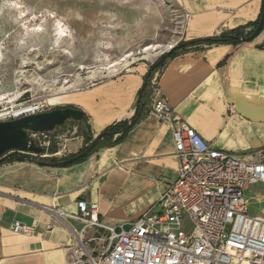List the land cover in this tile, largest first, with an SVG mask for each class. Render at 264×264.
Listing matches in <instances>:
<instances>
[{"label":"crops","instance_id":"obj_1","mask_svg":"<svg viewBox=\"0 0 264 264\" xmlns=\"http://www.w3.org/2000/svg\"><path fill=\"white\" fill-rule=\"evenodd\" d=\"M176 1L189 15L185 41L245 26L263 7V0ZM146 74L129 71L75 94L72 106L88 116L94 137L134 116ZM153 79L157 91L148 92L145 115L118 144L66 167L31 159L0 164V264H66L69 226L83 224L66 217L64 225L43 205L76 213L79 200L95 202L101 219L114 225L133 221L158 201L177 178L179 162L171 124L151 112L157 99L215 148L264 160V32L238 45H202L167 61ZM15 222L34 230L16 233Z\"/></svg>","mask_w":264,"mask_h":264},{"label":"rangeland","instance_id":"obj_2","mask_svg":"<svg viewBox=\"0 0 264 264\" xmlns=\"http://www.w3.org/2000/svg\"><path fill=\"white\" fill-rule=\"evenodd\" d=\"M185 20L176 0H0V97L7 96L0 108L44 100L50 103L46 111L64 108L74 105L75 94L105 80L147 73L187 42ZM149 91H157L154 79ZM90 135L89 122L68 121L42 136L44 152L29 159H70L92 144ZM48 143L56 152H47ZM14 158L9 154L3 163ZM248 194L251 214H264V185Z\"/></svg>","mask_w":264,"mask_h":264},{"label":"built area","instance_id":"obj_3","mask_svg":"<svg viewBox=\"0 0 264 264\" xmlns=\"http://www.w3.org/2000/svg\"><path fill=\"white\" fill-rule=\"evenodd\" d=\"M36 106L29 114L48 107L42 101ZM9 109L0 108V122L24 116H12ZM151 112L173 128L177 178L129 223H105L99 205L87 200L77 202L76 213L43 205L64 225L66 217L83 224L80 230L69 226L72 243L66 248V264H264V214H251L248 194L264 185V160L248 161L215 148L166 100H155ZM45 134L30 135L42 147ZM33 230L20 222L13 225L16 233Z\"/></svg>","mask_w":264,"mask_h":264},{"label":"water","instance_id":"obj_4","mask_svg":"<svg viewBox=\"0 0 264 264\" xmlns=\"http://www.w3.org/2000/svg\"><path fill=\"white\" fill-rule=\"evenodd\" d=\"M264 26V10L262 12L259 25L252 35L248 37H239L242 42L254 40L262 31ZM173 48L167 51L165 55L155 64L156 68L163 66L169 56L172 54ZM147 86L145 81L142 90ZM85 116L83 110L76 107L56 108L50 111L40 112L36 114H28L22 117L0 122V161L10 152L19 151L24 153L42 154L43 147L37 145L31 137V133H49L57 127L64 125L66 122L73 120L76 122L82 121ZM96 145L93 141L90 146L83 152L73 158L60 162L39 161V164L49 167H63L66 164L72 163L79 158H83L90 154ZM27 156L21 155L18 161H26Z\"/></svg>","mask_w":264,"mask_h":264},{"label":"trees","instance_id":"obj_5","mask_svg":"<svg viewBox=\"0 0 264 264\" xmlns=\"http://www.w3.org/2000/svg\"><path fill=\"white\" fill-rule=\"evenodd\" d=\"M263 10H264V0H263V7H262L261 14L259 15V17L256 21L248 23L247 25L242 26V27H238L235 29L224 31L221 34L213 36V37L201 38V39H196V40L184 42L180 46H177L173 49V52L169 56L168 59H172L175 56H177L179 50H187V49L195 48V47L198 48L202 45L211 46L214 44H225V43H231V44H235V45L241 44L242 41L239 40V37H248V36L253 34L255 29L259 25ZM248 28H253V29H251L250 32L246 33V30H248ZM263 30H264V26H263ZM163 66L156 68L154 65V66L150 67L149 71L147 72V74L145 76V81H147V86L144 90L141 89L139 91L137 110H136L134 116L131 119L121 120V121L115 122L114 124L107 126L98 136L95 137V139H94L93 135H90V141L91 142L96 141V145L93 148L92 152L83 158H79L78 160H75L72 163L64 165L63 167L70 166V165L75 164V163L83 162L92 153L98 151L99 149H101L103 147L113 146L115 144H118L120 141H122L124 139V137L127 135L129 130H131L145 115V111H144L145 108L144 107L147 104V101L149 100V97H148V92H150L149 86L152 82V79H153L155 73L158 70H160ZM71 107H74V106H71ZM70 121H72V120H70ZM80 122H89L88 116L85 114L83 120L79 121L78 123H80ZM85 149H83L81 152H83ZM47 152L48 153L56 152V151H54L53 145L49 146V148L47 149ZM80 153H78V154H80ZM9 154L11 156L16 157V159L15 158L12 159L11 162L18 160L19 155L17 153H8L7 155H9ZM78 154L73 155L72 158ZM7 155L5 157H7ZM28 159H29V157H27V160ZM5 161H6V159H3L0 162L3 163ZM2 163H0V164H2Z\"/></svg>","mask_w":264,"mask_h":264},{"label":"bare ground","instance_id":"obj_6","mask_svg":"<svg viewBox=\"0 0 264 264\" xmlns=\"http://www.w3.org/2000/svg\"><path fill=\"white\" fill-rule=\"evenodd\" d=\"M153 48V46H150V47H147L145 49V51H149ZM3 95V94H2ZM1 96V95H0ZM6 95L4 97H0V100L1 99H6ZM9 98V97H8ZM12 101V100H11ZM3 102V101H2ZM42 102H45L47 105H49V101L48 100H44ZM37 109V106L36 104H30V105H24V106H21V107H14L12 106L11 109H9V114H11L12 116H20V115H25V114H29V113H33V111H35Z\"/></svg>","mask_w":264,"mask_h":264}]
</instances>
